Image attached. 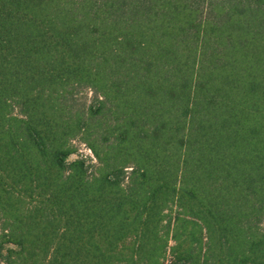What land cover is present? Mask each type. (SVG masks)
Here are the masks:
<instances>
[{
	"label": "trees",
	"instance_id": "trees-1",
	"mask_svg": "<svg viewBox=\"0 0 264 264\" xmlns=\"http://www.w3.org/2000/svg\"><path fill=\"white\" fill-rule=\"evenodd\" d=\"M0 264H264V0H0Z\"/></svg>",
	"mask_w": 264,
	"mask_h": 264
},
{
	"label": "rangeland",
	"instance_id": "rangeland-1",
	"mask_svg": "<svg viewBox=\"0 0 264 264\" xmlns=\"http://www.w3.org/2000/svg\"><path fill=\"white\" fill-rule=\"evenodd\" d=\"M92 97H93V93L90 90L80 92L76 96V98L80 104L87 105V106L90 105ZM79 154L87 156L89 158L92 157L91 153L89 152V150L84 145L79 146Z\"/></svg>",
	"mask_w": 264,
	"mask_h": 264
},
{
	"label": "built area",
	"instance_id": "built-area-1",
	"mask_svg": "<svg viewBox=\"0 0 264 264\" xmlns=\"http://www.w3.org/2000/svg\"><path fill=\"white\" fill-rule=\"evenodd\" d=\"M89 152H90V150H89ZM91 153V152H90Z\"/></svg>",
	"mask_w": 264,
	"mask_h": 264
}]
</instances>
